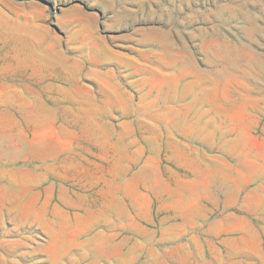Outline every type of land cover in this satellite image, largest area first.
Instances as JSON below:
<instances>
[{
    "label": "rangeland",
    "instance_id": "374dc122",
    "mask_svg": "<svg viewBox=\"0 0 264 264\" xmlns=\"http://www.w3.org/2000/svg\"><path fill=\"white\" fill-rule=\"evenodd\" d=\"M0 264H264V0H0Z\"/></svg>",
    "mask_w": 264,
    "mask_h": 264
}]
</instances>
